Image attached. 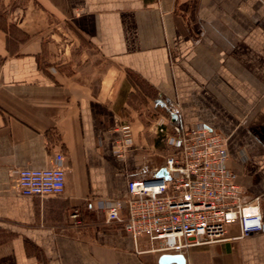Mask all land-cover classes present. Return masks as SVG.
<instances>
[{"label": "crops", "instance_id": "1", "mask_svg": "<svg viewBox=\"0 0 264 264\" xmlns=\"http://www.w3.org/2000/svg\"><path fill=\"white\" fill-rule=\"evenodd\" d=\"M150 102L227 138V166L264 220V0H0V264H158L104 218L173 150ZM58 153L62 194L20 195L18 171ZM238 235L190 248L186 264H264V228Z\"/></svg>", "mask_w": 264, "mask_h": 264}, {"label": "built area", "instance_id": "2", "mask_svg": "<svg viewBox=\"0 0 264 264\" xmlns=\"http://www.w3.org/2000/svg\"><path fill=\"white\" fill-rule=\"evenodd\" d=\"M167 116L155 120L159 141L173 150L164 157L166 177H142L126 183V197L104 211L106 224H116L133 239L145 238L152 250L183 255L190 248L226 240L237 226L244 238L263 230L259 197L246 201L243 188L228 168L227 138L209 128L183 125L178 110L163 103ZM174 116V118H172ZM118 157L133 141L129 124L121 125ZM54 165L18 171L16 189L25 197L61 195L66 169L63 154Z\"/></svg>", "mask_w": 264, "mask_h": 264}, {"label": "water", "instance_id": "3", "mask_svg": "<svg viewBox=\"0 0 264 264\" xmlns=\"http://www.w3.org/2000/svg\"><path fill=\"white\" fill-rule=\"evenodd\" d=\"M174 118V116H172ZM156 177H166V172L163 168L159 169ZM158 264H186L185 257L181 254H162L159 257Z\"/></svg>", "mask_w": 264, "mask_h": 264}, {"label": "rangeland", "instance_id": "4", "mask_svg": "<svg viewBox=\"0 0 264 264\" xmlns=\"http://www.w3.org/2000/svg\"><path fill=\"white\" fill-rule=\"evenodd\" d=\"M64 40H67L68 44L70 43V41L72 40L71 38H65ZM80 46H86V43L82 42L80 43ZM70 56V54L68 53V57ZM150 105L153 107L152 111H147L146 113H149L150 115L152 114L151 117H155L157 120L158 118H162V117H166L167 115L164 116V110H161L159 107L157 109V111L160 113L159 115L156 113V109L154 108V105L152 102H150ZM155 111V112H154ZM128 124V123H126Z\"/></svg>", "mask_w": 264, "mask_h": 264}]
</instances>
